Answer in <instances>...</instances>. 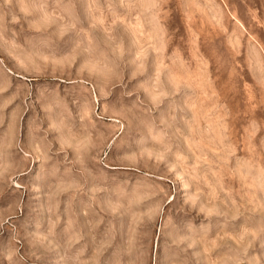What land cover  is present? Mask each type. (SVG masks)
Returning a JSON list of instances; mask_svg holds the SVG:
<instances>
[{"label":"rangeland","instance_id":"1","mask_svg":"<svg viewBox=\"0 0 264 264\" xmlns=\"http://www.w3.org/2000/svg\"><path fill=\"white\" fill-rule=\"evenodd\" d=\"M0 264H264V0H0Z\"/></svg>","mask_w":264,"mask_h":264}]
</instances>
